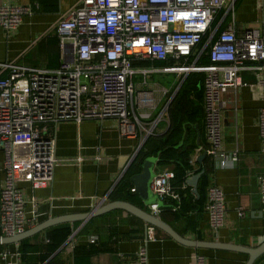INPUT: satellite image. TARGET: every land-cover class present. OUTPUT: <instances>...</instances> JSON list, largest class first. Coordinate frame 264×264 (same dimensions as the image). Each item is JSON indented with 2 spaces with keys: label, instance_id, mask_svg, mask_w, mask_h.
<instances>
[{
  "label": "built area",
  "instance_id": "obj_1",
  "mask_svg": "<svg viewBox=\"0 0 264 264\" xmlns=\"http://www.w3.org/2000/svg\"><path fill=\"white\" fill-rule=\"evenodd\" d=\"M260 26L248 28L238 20L240 0H79L56 23L60 64L56 68H34L15 62L0 63V224L2 236L27 230L34 217L27 214L21 188H46L53 181L57 164L55 125L61 121L81 123L86 119L117 121L122 137L142 140L155 134L161 122L169 124L170 100L158 109L153 90H139L134 77L147 85L152 74L174 71L179 78L203 72L204 127L209 155L215 168L234 167L237 149L223 147L225 93L234 101L245 88H254L263 104L257 126L264 153V0H255ZM31 4L0 5V28L14 34L27 16ZM210 63L198 65L200 57ZM189 58L194 61L187 64ZM181 59L186 61L182 64ZM146 61H173V66L140 65ZM7 71V75L3 72ZM163 95L168 89H162ZM83 160L82 158H78ZM95 159H105L97 154ZM197 172L188 171L187 179ZM175 173L155 172L151 189L163 202L175 201L181 208L187 180L174 184ZM132 192H136L133 187ZM264 204V176L260 179ZM35 196L30 200L37 206ZM158 214V203L149 205ZM226 195L210 184L205 210L218 234L226 215ZM239 215L244 216L243 208ZM137 253L138 264H149L147 241L154 239V227ZM97 235L89 237L90 243ZM71 248L75 243L70 238ZM7 264H20L18 243L3 251ZM191 264H206L204 255L194 252Z\"/></svg>",
  "mask_w": 264,
  "mask_h": 264
},
{
  "label": "crops",
  "instance_id": "obj_2",
  "mask_svg": "<svg viewBox=\"0 0 264 264\" xmlns=\"http://www.w3.org/2000/svg\"><path fill=\"white\" fill-rule=\"evenodd\" d=\"M56 1L57 9L50 11L45 10L40 0H0V5L13 3L34 6V13L27 16L10 37L0 28V63L15 62L34 68L59 66L60 54L56 23L79 0ZM244 4L249 5L245 14L249 16V19L257 22L258 11L255 0H240L238 11ZM185 61L181 59L178 63L182 64ZM7 73L4 71L3 75ZM170 74L178 73L174 71L154 73L150 76L147 85L143 84L142 76L134 77L139 90L154 91L159 101L158 109L167 104L169 100H173L186 78H178V84L175 87L173 83L165 86L156 80L158 76ZM163 88L168 89L166 95L162 93ZM233 98L232 91L225 93L227 108L223 112V147L227 151L237 149L239 160L234 167L215 168L213 161L209 159L213 169L209 183L218 185L226 195L225 220L218 234L210 225L205 205L200 212H191L178 219H175L171 212L163 209L159 216L187 239L219 241L253 247L264 235V204L260 194V179L264 176V153L261 151V139L257 126L258 109L263 101L254 88L243 89L238 94L237 102ZM200 125H202V130L197 129L195 143H192L191 148L190 162L193 169L189 171L193 172L200 169L201 163L198 162V157L205 153L207 147L204 115ZM168 126V123L161 122L155 137L159 138L158 135L163 134ZM199 126L193 125V128ZM54 131L58 161L53 181L46 188L35 191L29 182L21 183L22 191L28 201L27 214L30 218H35L27 230L54 217L90 212L99 205L121 200L112 199L113 190L149 138L142 140L139 137H122L117 121L114 119H86L81 123L61 121L55 125ZM186 140L187 143H191L188 138ZM155 143L156 141L151 140L149 146L152 147ZM97 154H102L105 159L96 160ZM163 169L173 171L175 174L177 169L179 170L175 162L169 165H155V172ZM3 179V171L0 170V188ZM175 181L174 179V184ZM191 188L193 194L198 196L193 187ZM33 196L37 200V206H33L30 202ZM129 196L130 200L126 201L150 211L149 206L138 194ZM241 208L245 211L244 216L239 215ZM61 224L70 225L73 230L66 243L58 250L59 256L53 264H138L137 253L149 236L146 223L122 209L112 210L87 221L76 220ZM58 225L50 226L24 239L34 245L46 244L48 231ZM85 225L88 228L82 231ZM153 233L154 239L147 241L149 264H191V255L194 252L204 255L206 264H246L249 259V255L243 252L187 246L175 240L167 232L157 231V227H154ZM91 235L98 236L97 244H106L112 247V250L91 256L75 257L73 248L69 244L70 238L73 239L75 246L89 245ZM21 241L18 242V246ZM15 244H0V264H7L2 253L12 249ZM50 258L49 262L53 259L50 260ZM48 260L44 264L48 263ZM20 264L25 263L21 261ZM254 264H264V253L256 259Z\"/></svg>",
  "mask_w": 264,
  "mask_h": 264
},
{
  "label": "trees",
  "instance_id": "obj_3",
  "mask_svg": "<svg viewBox=\"0 0 264 264\" xmlns=\"http://www.w3.org/2000/svg\"><path fill=\"white\" fill-rule=\"evenodd\" d=\"M40 3L45 6V10L55 11L57 9L56 0H40ZM193 58H189L187 64H191ZM210 61L207 56H202L197 61L198 65H207ZM140 65L153 64L157 67L173 66V61H146L140 62ZM204 73L190 72L184 79L177 94L171 101L168 109L169 126L166 131L155 137L152 134L146 140L144 145L138 151L137 155L127 168V171L113 190L112 199L130 200L129 195L136 196V192H132L134 187L132 177L143 171V164L148 157H157V165H169L171 162L178 164L177 173L175 174V185L181 186L187 180V172L193 169L191 159L192 143H195V134L198 130H202L203 111V95H204ZM202 103V106H201ZM193 125H200L193 128ZM190 136V137H189ZM186 138L191 143H187ZM151 140L156 141L155 145L150 147ZM211 157L207 155L200 165V169L196 172L204 171L198 183V196L194 195L191 186L182 190L181 208L174 210L172 207L175 201L164 202V211L171 212L175 219L187 216L188 213L201 211L207 199V189L211 184L209 177L213 171L210 160ZM88 226H84L82 231H86ZM72 227L67 224H61L53 227L48 231L47 243L42 245H34L29 243L27 239L19 243V251L21 253V261L25 264H44L50 257H52L58 250L66 243L72 233ZM157 231H161L157 228ZM112 247L106 244L91 243L89 245H77L73 248V255L91 256L97 253L111 251ZM56 253L50 262L46 264H53L58 258Z\"/></svg>",
  "mask_w": 264,
  "mask_h": 264
},
{
  "label": "water",
  "instance_id": "obj_4",
  "mask_svg": "<svg viewBox=\"0 0 264 264\" xmlns=\"http://www.w3.org/2000/svg\"><path fill=\"white\" fill-rule=\"evenodd\" d=\"M206 154L203 153L198 157V162L202 163ZM157 157H148L145 159L143 164V171L139 174H135L132 177V182L134 183V188L136 193L140 198L149 206L153 203H158L159 208H163L164 202L155 194L151 189V184L153 178L155 177V165L157 164ZM204 171L197 172L191 178L187 179L189 186L193 187L194 192L198 194V183ZM115 209L125 210L138 218L142 219L146 225H151L157 227L165 232H167L171 237H173L178 242L191 246L194 248H216V249H226L232 251L243 252L249 255V259L246 264H254L257 258H259L264 253V235L258 239L257 245L253 247L242 246L233 243H224L219 241H200L191 240L184 238L179 233H177L169 224L160 218L158 214H153L150 211L143 209L129 201L126 200H113L104 205H99L90 212L81 214H69L59 217H54L46 220L36 226L22 232L19 234H14L10 237L1 236L0 244L18 243L22 239L35 234L36 232L42 231L50 226L58 225L65 222H74L76 220L87 221L92 217L102 215L104 213L110 212ZM57 253V252H56ZM56 253L52 256L54 257ZM51 257V258H52ZM50 258V259H51ZM49 261V260H48Z\"/></svg>",
  "mask_w": 264,
  "mask_h": 264
},
{
  "label": "rangeland",
  "instance_id": "obj_5",
  "mask_svg": "<svg viewBox=\"0 0 264 264\" xmlns=\"http://www.w3.org/2000/svg\"><path fill=\"white\" fill-rule=\"evenodd\" d=\"M248 6H249L248 4H244L243 7H240L238 14H237V17L240 20L239 22L242 26L244 25L245 27H248V28H257L260 26V23L256 22V20L249 19L248 18L249 16L245 14ZM178 78H179L178 74H175V75L170 74L166 76H158L156 80L160 81L161 84L165 86H170V84L173 83V87H175L178 84Z\"/></svg>",
  "mask_w": 264,
  "mask_h": 264
}]
</instances>
